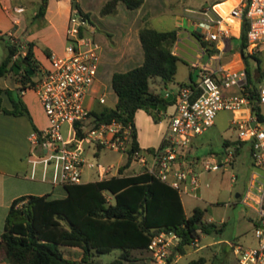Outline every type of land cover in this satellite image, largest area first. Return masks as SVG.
<instances>
[{"label": "built area", "instance_id": "1", "mask_svg": "<svg viewBox=\"0 0 264 264\" xmlns=\"http://www.w3.org/2000/svg\"><path fill=\"white\" fill-rule=\"evenodd\" d=\"M225 16L240 24L245 21L247 47L264 46V0H231ZM223 17L213 5L197 12L194 26L203 41L231 36ZM84 23L82 16L70 12L63 53L49 54L48 65L39 66L38 76L19 90L20 93L33 91L46 119L43 128L32 129L27 135L31 148L27 155V178L52 186L81 183L82 169L93 168V163L86 158L87 149L93 145L120 153L123 156L120 164L129 157L127 170L132 173L145 171L179 193H194L200 185L199 173H194L185 158L191 138L212 125L217 111L229 110L232 113L229 124L236 132L235 139L248 143L251 163L258 169V173L252 174V181L257 184L254 203L259 216V224L253 230L255 244L236 245L232 251L237 264H264V121L251 113L245 70L216 64L214 72H201L194 84L178 85L162 144L151 151L133 149L130 122L111 119L95 123L91 114L90 101L101 104L104 97L103 94L90 95L97 78L100 46L85 33ZM8 35L10 42L15 43L10 33ZM229 89L234 92L228 93ZM255 97L257 103L264 106V77L256 84ZM221 155L219 159L215 155L200 158V172H214L228 166L233 160L232 148L227 147ZM119 165L113 172L112 165H97V178L116 175ZM233 179L231 175L230 180ZM247 199L245 195L243 201ZM177 240L178 236L171 231L155 233L147 244L148 264H169V254Z\"/></svg>", "mask_w": 264, "mask_h": 264}, {"label": "trees", "instance_id": "2", "mask_svg": "<svg viewBox=\"0 0 264 264\" xmlns=\"http://www.w3.org/2000/svg\"><path fill=\"white\" fill-rule=\"evenodd\" d=\"M46 1L40 0L36 17L43 15ZM142 2L106 0L99 14L116 13L119 3L133 10ZM71 11L88 20L87 13L77 3ZM232 25L235 26V33V20ZM191 34L203 47L205 42L199 33L191 31ZM245 34L246 23L242 20L237 38L242 58L252 55L244 52L247 47ZM137 35L142 53L140 64L125 71H113L110 76V87L115 95L113 106H102L91 112L95 123L111 119L130 122L133 149L139 148L133 124L135 112L139 109L150 111L151 104L161 102L167 105L173 99L167 101V96L154 93L149 83L154 78H159L163 84L171 82L178 60L171 52L176 40L175 29L156 30L142 25ZM0 40H3L5 47L0 61V76L12 74L18 83L17 88L22 90L32 83L31 77L38 68L32 52L33 43L27 42L20 48L8 38L0 37ZM14 67H17L15 72ZM254 68L257 70L256 77L246 66L243 67L247 75L250 110L260 121H264V106L258 104L255 97L256 84L264 70L258 63ZM29 70L31 74H28ZM9 99L11 108L0 110L25 115L30 119L18 96L9 95ZM221 145L222 151L231 147L233 156L244 146L249 150L248 143L237 139H224ZM128 164L129 157L119 165L116 175L63 185L64 196L61 198H48L46 195L14 198L9 204L0 233V260L7 264H98L95 261L98 255L118 250L117 256L109 264H148L147 244L150 238L157 232L171 231L178 236L168 258L169 264H173L174 254L184 253L185 247L198 236L197 231L208 233L221 230V225L203 220L204 211L199 207H193L186 214L179 191L167 183L145 171L125 173ZM63 247L78 249V258L70 260L64 256ZM201 262L199 258L196 264Z\"/></svg>", "mask_w": 264, "mask_h": 264}, {"label": "rangeland", "instance_id": "3", "mask_svg": "<svg viewBox=\"0 0 264 264\" xmlns=\"http://www.w3.org/2000/svg\"><path fill=\"white\" fill-rule=\"evenodd\" d=\"M99 0H79V5L83 3L89 6L87 12L88 20L85 21L83 29L85 33L91 36L101 47L113 49L114 39L118 38L119 34L123 33L127 24L130 23V16L133 14L124 13L123 11H117L111 15H100L95 9ZM159 4L155 10L143 19H139L137 22L141 23V26H147L156 30H168V29H182L185 28L187 33L181 32L178 37H182L177 43L179 50L178 60L176 63V70L173 76V80L169 83L163 84L159 78H154L149 83V88L157 94L164 96V92H173L176 86L180 83L188 81V74L190 71L193 78L197 77L193 62L198 51V42L191 31L197 29L191 28L185 21L188 19L190 23L195 21L197 12L205 6L210 5L216 0H159ZM230 2L226 0L224 3ZM119 5H121L119 3ZM217 12V7L214 8ZM119 12V13H118ZM132 13V12H131ZM144 20V21H143ZM146 20V21H145ZM226 24L229 25L230 31L232 30L231 18L223 19ZM234 33V32H233ZM219 42V41H217ZM1 44V41H0ZM42 45H39L41 48ZM116 47V46H115ZM0 49L3 54L5 47L0 45ZM182 49V51H180ZM140 51V48H139ZM247 53H251V56L242 58L239 50V42L235 39H227V46L220 53V64L223 67L230 69H239L246 66L252 76H257V70L255 66L258 63L259 67L264 70V46H258L252 48L251 51L246 50ZM37 63L42 67H46L48 62L43 63L44 58L37 50L36 52ZM205 60V57L201 61ZM105 66L106 71L99 75L100 89L99 94H103L104 103L99 104L96 100L90 101V107L92 110H97L102 106L111 107L115 102V95L110 87V74L111 71H125L128 68L135 66V63L128 64H109ZM101 70V69H99ZM38 76L36 71L33 76ZM5 79L7 86L11 89L10 94L14 97L15 92H19L18 83L14 81L13 75L8 74L6 78H0V81ZM261 80V79H260ZM228 93L234 92V89L227 90ZM29 93H32L29 90ZM173 111L172 103L165 105L164 110L151 109L145 111L139 109L135 112L133 117V124L136 131V139L140 149H157L160 146L162 138L167 133V119ZM231 111L219 110L213 118V125L208 127L202 134L196 136L193 139V153L197 158H202L208 155H216L214 157L219 158L222 151V140H233L236 137L234 128L229 124L231 118ZM96 150V153L93 152ZM191 152V151H190ZM220 157V158H221ZM86 158L93 163V168L89 169L84 167L82 169L81 179L82 181H90L97 178L96 166L112 165L111 172L114 171L116 165H119L123 156L112 150L104 148H96L90 145L86 152ZM188 164V163H187ZM194 173L197 174L201 168L198 164L189 165ZM258 173V169L251 163V157L249 150L244 146L237 155L233 156V160L228 166L221 170L214 172H200L198 175L200 186L194 191L195 197H189L184 193H180V199L183 209L186 214H189L193 207H199L203 209V220L213 222L216 225H221L219 232H198L195 240L187 245L182 254H174L173 264H196V261L201 258L200 264H237V257L232 251L233 246L250 247L255 244V238L253 237V230L256 225L259 224V216L257 212L243 203L238 197H235L237 192H242L250 181L251 173ZM234 176V179L230 181V176ZM32 185V191L36 193L44 192L48 198H61L64 196V190L61 186H54L51 188L50 184L39 182L38 180L30 181ZM207 184L205 186L204 184ZM256 183L253 184L254 188L251 189L252 193H256ZM188 189V187H187ZM250 202V200H248ZM64 256L70 260H76L78 258V250L75 248H62ZM118 254V250H113L106 254H100L95 258L98 264H109V262L115 258Z\"/></svg>", "mask_w": 264, "mask_h": 264}, {"label": "crops", "instance_id": "4", "mask_svg": "<svg viewBox=\"0 0 264 264\" xmlns=\"http://www.w3.org/2000/svg\"><path fill=\"white\" fill-rule=\"evenodd\" d=\"M104 1L105 0H99L97 2L98 5L95 8L97 11ZM225 1L226 0H216L210 5H213V8L217 7L218 13L224 16L223 18L227 20L229 18L225 15L227 8L229 7V2L224 3V5L221 4ZM73 2L77 3L79 8L85 13L90 10L89 6L85 3L79 5V0H47L43 15L41 17H36L40 0H0V37L7 39L9 37L8 34L10 33V36L14 39L15 44L20 48L23 47L25 43L32 42V52L34 59L37 60L36 52L38 50L42 55V58H44L43 63H46L47 56L49 54L61 55L63 53L65 41L64 31L68 15L70 14L73 7ZM159 2V0H143L141 5L133 10L127 9L122 3H120L121 5H117V11H120V13L121 11H123L124 13L133 15L130 16V23L127 24L124 32L119 34L118 38L114 39V45L116 47L114 46L113 49H111L101 47L99 45L100 50L99 61L97 64V78L92 86L90 95H98L101 85L98 77L102 74V72L106 71L105 66H103V69L101 68L102 65L109 64L110 61L111 64L120 63L124 65L130 62L135 63V65L140 64L142 60V53L137 32L139 27L141 26V23L143 22L138 23L137 21L146 17L150 13V11L155 10ZM185 21L190 25L191 28L193 27L195 29L194 22L190 23L188 19H185ZM236 23V32H231V36L220 39L219 42L204 41L205 43L203 47L198 44V51L196 53L195 60L192 63L195 68V72L197 73V77L193 78L191 76L192 71H190L188 74V81L180 83L178 85L194 84L198 80L201 72H214L216 64H220V53L223 52V50L226 48L227 39L237 40L239 36L240 23H238L237 21ZM232 27V30L234 31L235 26L232 25ZM175 30L176 40L171 48V52L177 56V51L179 50L177 43L181 38H183V36H178L181 34V32L187 33V31L185 28ZM0 41L1 44H3V40ZM39 45H42L41 48H39ZM247 48L249 52L251 51L249 47H246L244 49L245 53H247ZM45 51H47L48 54H46ZM180 51H182V49H180ZM4 54L0 49V61L3 58ZM204 57L205 60L201 61V59H203ZM39 66L41 65L38 64V67ZM8 74H6L5 76H0V78H6ZM10 90L11 89L7 86V82L5 81V79H2L0 81V108L2 109L8 110L11 108V102L9 99V95H11L9 94ZM175 90L176 88L173 92H164V96L171 95L172 99ZM15 94L25 105L30 119H28V117H26L25 115H13L0 110V233L2 231L3 221L9 204L14 198L21 195H45L44 192L48 191V189L40 193L32 191V185L30 183V181L32 180L27 178L29 169V161L27 155L31 149L27 140V135L32 129H40L45 126L46 119L44 113L42 112V109L33 91L32 93H29V90H25L23 91V93L15 92ZM171 103L173 105V101ZM196 136L191 138L190 146L187 149V157L185 158L188 165H199L198 160L200 158H197V156H195V154L193 153V139ZM125 173L131 174L132 172L127 170L126 167ZM198 173H200V171ZM252 174L253 173H251L250 181L248 182L246 187L242 190V192H237L235 194V197H238L243 203L256 211V205L254 203L256 194L252 193L251 190L254 188ZM54 186L51 185V188H54ZM184 194L189 197H195V194L190 191ZM245 195L248 196L249 199L245 200L244 202L243 198ZM248 200H250V202H248ZM0 264L7 263L4 260H0Z\"/></svg>", "mask_w": 264, "mask_h": 264}, {"label": "water", "instance_id": "5", "mask_svg": "<svg viewBox=\"0 0 264 264\" xmlns=\"http://www.w3.org/2000/svg\"><path fill=\"white\" fill-rule=\"evenodd\" d=\"M72 5H73V7L75 6V3L73 2L72 3ZM17 70V67H14V72ZM32 73V71L31 70H29L28 71V74H31ZM261 77L263 78L264 77V72H262V74H261ZM171 99V95H167V97H166V100L168 101V100H170ZM149 108L150 109H160V110H164L165 109V104H163V103H161V102H159V103H154V104H151L150 106H149Z\"/></svg>", "mask_w": 264, "mask_h": 264}, {"label": "bare ground", "instance_id": "6", "mask_svg": "<svg viewBox=\"0 0 264 264\" xmlns=\"http://www.w3.org/2000/svg\"><path fill=\"white\" fill-rule=\"evenodd\" d=\"M221 15V14H220ZM224 19V18H223ZM217 41H219V40H217Z\"/></svg>", "mask_w": 264, "mask_h": 264}]
</instances>
